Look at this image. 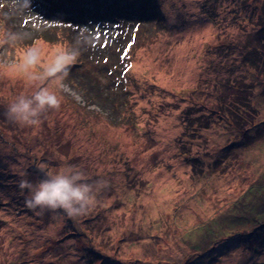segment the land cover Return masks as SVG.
Instances as JSON below:
<instances>
[{
  "label": "rangeland",
  "instance_id": "rangeland-1",
  "mask_svg": "<svg viewBox=\"0 0 264 264\" xmlns=\"http://www.w3.org/2000/svg\"><path fill=\"white\" fill-rule=\"evenodd\" d=\"M74 1L32 0L22 17L0 1V264H264V65H247L264 60V0ZM64 50L81 54L62 87L59 73L37 79ZM225 78L243 99L254 87L250 147L223 122L200 128ZM41 88L58 109L38 126L8 118ZM63 167L84 174L95 207L28 208L20 180Z\"/></svg>",
  "mask_w": 264,
  "mask_h": 264
},
{
  "label": "clouds",
  "instance_id": "clouds-1",
  "mask_svg": "<svg viewBox=\"0 0 264 264\" xmlns=\"http://www.w3.org/2000/svg\"><path fill=\"white\" fill-rule=\"evenodd\" d=\"M10 4L16 15H24L32 10V0H10ZM52 5V3L48 4L47 7ZM5 17L7 18V14ZM80 54L78 51L64 50L57 55L54 63L43 76L37 79L56 76L59 73L58 83L62 87V81L67 77L70 66L76 63ZM29 62L34 63V58ZM60 102L56 94L41 88L31 98L18 96L8 106L6 114L10 120L19 124L38 126L41 123V113L49 109H58ZM84 179L85 176L81 171L73 167H63L36 185L27 179H22L18 187L30 193V198L25 200L28 208H39L41 212L62 210L69 218H76L87 215L96 205L95 197L91 195L90 185L80 183Z\"/></svg>",
  "mask_w": 264,
  "mask_h": 264
},
{
  "label": "trees",
  "instance_id": "trees-1",
  "mask_svg": "<svg viewBox=\"0 0 264 264\" xmlns=\"http://www.w3.org/2000/svg\"><path fill=\"white\" fill-rule=\"evenodd\" d=\"M49 1H50V3L49 2L45 3L46 10L48 9V7H47L48 4L50 5L52 3L53 5H55V4L59 5L57 3V0H49ZM126 1H128V0H126ZM134 1L135 0H133L132 3L129 2V4H131V5L124 4L123 7L125 9L126 8L129 9V7L134 5ZM2 2H0V3H2ZM71 3H77L78 4V0H75L74 2H71ZM70 4L66 5V7H67V9H65L66 13H68L69 15H71V17H74L75 19L78 18L77 15L82 16V15L77 14L78 12H81V11L76 12L72 8L68 9ZM123 7H121V9ZM145 8L149 9L148 7H145ZM141 9H142V6H141ZM43 15H45V17H47L46 14L43 13ZM24 16H25V14H24ZM19 17H22V16H19ZM260 17L261 16L257 17V20H259ZM22 29H24L25 31L26 30L30 31L31 33H35V35H34L35 39L44 38L47 40V38L49 36H52L51 33L47 29L41 30V33L39 32V30H37V31L32 30L29 27H26V29L24 27ZM21 30H20V32H21ZM255 31L257 33V37L259 36L257 42H258V44L260 43L259 45H262L261 42H264V36L261 39H260V36L264 35V25L263 26L257 25V27L255 28ZM5 34L7 37H9V36H11V31L9 30L8 32H6V30H5ZM248 48H256V47L249 45ZM250 51H253V49H250ZM250 51L243 52L241 54L243 62H245L247 55L252 54V52H250ZM244 65H245V63H244ZM247 65L251 69L258 70L261 66L264 65V60L262 59L261 56L257 55L255 61L253 62V61L249 60ZM247 65H246V67H247ZM217 76H218V74H217ZM225 81L228 83V85L225 86V88L222 89L221 92L219 91V88L217 87V83L213 82L214 85L212 86V88L216 89V96L218 97V99H217V101H215V103L210 108V110H207V113H205V111L203 112L206 114V116L203 118H206V117H210V118L200 128L204 129V130H209V129L213 128V126H215L218 122H223L226 125L233 126V128L237 130L238 135L242 140V143L240 144L239 148L250 147V144L246 141V137H247L246 136V130H247V128H249L250 123L255 120L254 114H252V112H254V110L250 106L252 104V102H250V100H249L251 96H254V91H253L254 87L252 86L248 89L249 93H248V95L246 94V96H245L246 98L244 97V99H243V96L240 95L238 93V91H235V88H233V86L231 87L229 85V83L235 84V80L232 81V80H228V78H225ZM77 82L78 83H74V84L69 83L68 86L71 87L72 90L73 89L74 90H81L82 89L81 85L83 84V80L80 82L79 81H77ZM94 97L97 98L96 99L97 101L98 100L100 101V98H101L100 94H98V96L94 95ZM203 113L201 115H199L197 118L202 117ZM231 148L234 149L232 146H231ZM252 212L253 211H251L249 213L253 214ZM263 227H264V225H263Z\"/></svg>",
  "mask_w": 264,
  "mask_h": 264
},
{
  "label": "bare ground",
  "instance_id": "bare-ground-1",
  "mask_svg": "<svg viewBox=\"0 0 264 264\" xmlns=\"http://www.w3.org/2000/svg\"><path fill=\"white\" fill-rule=\"evenodd\" d=\"M128 1H131V0H128ZM104 4H105V6L107 5V4H106V0H104ZM129 5H131V4H129ZM42 18H43V19H46L47 17H45V15H43ZM29 28H30V27H29ZM30 29H31V28H30ZM34 30H36V29H34ZM40 30H43V29L40 28ZM36 31H37V30H36Z\"/></svg>",
  "mask_w": 264,
  "mask_h": 264
},
{
  "label": "snow or ice",
  "instance_id": "snow-or-ice-1",
  "mask_svg": "<svg viewBox=\"0 0 264 264\" xmlns=\"http://www.w3.org/2000/svg\"><path fill=\"white\" fill-rule=\"evenodd\" d=\"M26 23H27V21H26Z\"/></svg>",
  "mask_w": 264,
  "mask_h": 264
}]
</instances>
